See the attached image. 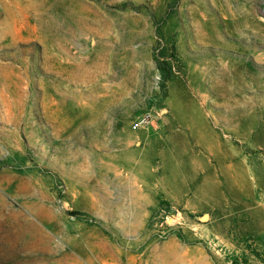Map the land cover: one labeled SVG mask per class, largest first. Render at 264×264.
I'll return each mask as SVG.
<instances>
[{
  "label": "rangeland",
  "instance_id": "1",
  "mask_svg": "<svg viewBox=\"0 0 264 264\" xmlns=\"http://www.w3.org/2000/svg\"><path fill=\"white\" fill-rule=\"evenodd\" d=\"M0 264H264V0H0Z\"/></svg>",
  "mask_w": 264,
  "mask_h": 264
},
{
  "label": "built area",
  "instance_id": "2",
  "mask_svg": "<svg viewBox=\"0 0 264 264\" xmlns=\"http://www.w3.org/2000/svg\"><path fill=\"white\" fill-rule=\"evenodd\" d=\"M152 121V118L150 115H145L142 119H141V123L142 124H148Z\"/></svg>",
  "mask_w": 264,
  "mask_h": 264
}]
</instances>
